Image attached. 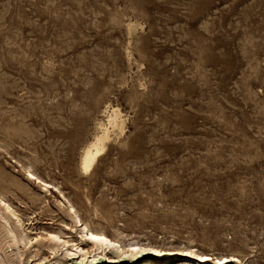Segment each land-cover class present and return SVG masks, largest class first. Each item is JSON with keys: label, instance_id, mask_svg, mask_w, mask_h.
<instances>
[{"label": "rangeland", "instance_id": "rangeland-1", "mask_svg": "<svg viewBox=\"0 0 264 264\" xmlns=\"http://www.w3.org/2000/svg\"><path fill=\"white\" fill-rule=\"evenodd\" d=\"M0 198L28 236L76 243L72 205L122 243L264 264V0H0ZM39 243L22 262H65Z\"/></svg>", "mask_w": 264, "mask_h": 264}, {"label": "bare ground", "instance_id": "bare-ground-1", "mask_svg": "<svg viewBox=\"0 0 264 264\" xmlns=\"http://www.w3.org/2000/svg\"><path fill=\"white\" fill-rule=\"evenodd\" d=\"M105 113L107 112L105 111ZM105 119H107V117ZM118 119H119L118 110L111 109L110 115H108V119H107L108 127H104V125L101 124L102 122L99 123L98 129L100 130V132L97 131L99 134L95 135L94 139L83 147L82 155L80 157V162H79L80 170L83 174L90 172L95 166L94 164L97 161L98 157L104 153V149L107 143L110 142L109 141L111 136L110 133L115 128L116 129L118 128L119 132L122 131L123 122H121ZM109 129L111 130V132ZM27 169H28L27 177L33 180L34 182L38 183L40 186H42L45 189L46 192H48L51 186L47 182H44L42 179L40 180L32 172V170L30 171L29 168ZM53 188L58 190V188L56 187ZM58 192L61 193L59 190ZM0 205L2 206L0 211V226L2 228V233L4 234V237L8 240V244L14 246L15 252L14 251L13 252L15 255H17L16 261L2 260L0 261V264H26L25 261H24L25 263L21 261V257L23 255L22 249L29 246V244H32L34 240L38 241L39 239L40 240L44 239L47 241V244L39 243V245L42 248L45 247L47 253H49L50 256L57 255L59 251L63 250L62 256L65 259V262H60L59 264H67L68 262L70 263V261L72 262L73 260L76 259L78 260V261L76 260L77 261L76 264H96V262L101 260L102 262H104V264H149L145 260V258L147 259V257L153 256L158 260H161V259H167L173 257V255H180L184 258L189 257V259H191L194 262L193 264H230L233 262H238L236 258L231 256L212 258L209 256V254L208 255L203 253L200 254L195 252L191 248H187L185 250H178V249L165 250L159 247L155 248V246L153 247L152 245H149V243L148 245H140L134 241H129V243H122L118 240L117 237L115 238L110 237L109 235L106 234L104 230L94 228L90 224L83 222L79 218V216L76 215V210L73 208L72 205H69V209H70L69 214L72 211V214L75 215L74 222L77 223V226L79 227V232L77 233L78 239L75 240L76 243L73 240L69 241L60 238L59 236L60 234L58 232L54 233V232L45 231L43 237L39 236L38 234L36 236H30V235L28 236L26 233L27 229H25L26 225L25 226L23 225V222L19 218V215L16 213V211H13L10 205L5 201H3L1 198H0ZM9 221H11L12 226H14V229L8 226ZM90 237H99L102 239L92 240L90 239ZM68 247H70V249ZM33 256H36V254H33ZM45 259L46 257L38 259L37 263L39 264L41 263V261L43 262Z\"/></svg>", "mask_w": 264, "mask_h": 264}, {"label": "snow or ice", "instance_id": "snow-or-ice-1", "mask_svg": "<svg viewBox=\"0 0 264 264\" xmlns=\"http://www.w3.org/2000/svg\"><path fill=\"white\" fill-rule=\"evenodd\" d=\"M90 239H92V240H99V239H102V238H99V237H90Z\"/></svg>", "mask_w": 264, "mask_h": 264}]
</instances>
